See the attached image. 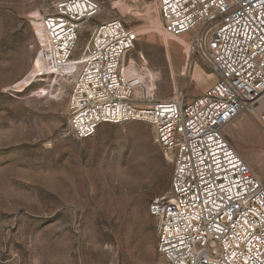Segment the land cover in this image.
<instances>
[{
    "label": "rangeland",
    "instance_id": "obj_1",
    "mask_svg": "<svg viewBox=\"0 0 264 264\" xmlns=\"http://www.w3.org/2000/svg\"><path fill=\"white\" fill-rule=\"evenodd\" d=\"M54 1L0 0V264H159L148 207L167 193L172 162L146 122L102 124L89 138L71 136L70 80L40 72L43 34L30 23ZM97 1L76 53L96 24L119 18L138 32L122 59L137 95L165 98L182 90L191 100L213 84L206 63L188 54L185 37L162 32L155 0L153 13V0ZM255 113L242 112L224 134L264 180V129Z\"/></svg>",
    "mask_w": 264,
    "mask_h": 264
},
{
    "label": "built area",
    "instance_id": "obj_2",
    "mask_svg": "<svg viewBox=\"0 0 264 264\" xmlns=\"http://www.w3.org/2000/svg\"><path fill=\"white\" fill-rule=\"evenodd\" d=\"M155 1L163 30L184 36L188 54L214 76L202 94L137 95L122 59L138 32L119 18L96 24L76 53L97 0H55L32 15L43 34L40 72L70 80L67 121L76 139L102 124L152 126L172 162L167 193L148 207L159 264H264V180L224 134L244 111H256L264 129V0Z\"/></svg>",
    "mask_w": 264,
    "mask_h": 264
},
{
    "label": "bare ground",
    "instance_id": "obj_3",
    "mask_svg": "<svg viewBox=\"0 0 264 264\" xmlns=\"http://www.w3.org/2000/svg\"><path fill=\"white\" fill-rule=\"evenodd\" d=\"M158 5V4H157ZM151 6V9H152V13H153V9L155 8L154 7V0L153 1H151L150 3H149V7ZM159 8V7H158ZM157 11V10H156ZM153 16H155L156 18L159 16L157 13L154 15L153 14ZM161 30H162V32L163 33H165V34H168V35H170L169 33H167V32H165L164 30H163V28H161ZM172 36V35H171ZM137 93V92H136ZM260 109V107H258V109L257 110H259ZM254 116H256V113H255V115ZM257 161H260L259 159H257Z\"/></svg>",
    "mask_w": 264,
    "mask_h": 264
},
{
    "label": "trees",
    "instance_id": "obj_4",
    "mask_svg": "<svg viewBox=\"0 0 264 264\" xmlns=\"http://www.w3.org/2000/svg\"><path fill=\"white\" fill-rule=\"evenodd\" d=\"M159 190L161 191H163V190H167V186L166 185H161V186H159ZM168 191V190H167Z\"/></svg>",
    "mask_w": 264,
    "mask_h": 264
}]
</instances>
